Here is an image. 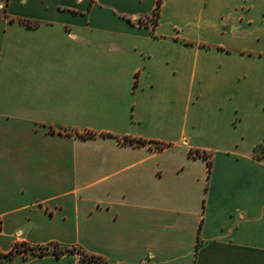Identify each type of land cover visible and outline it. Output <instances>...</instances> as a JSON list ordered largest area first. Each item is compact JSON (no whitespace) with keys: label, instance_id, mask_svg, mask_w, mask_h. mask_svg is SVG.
Instances as JSON below:
<instances>
[{"label":"crops","instance_id":"obj_1","mask_svg":"<svg viewBox=\"0 0 264 264\" xmlns=\"http://www.w3.org/2000/svg\"><path fill=\"white\" fill-rule=\"evenodd\" d=\"M23 244L264 264V0H0V264H83Z\"/></svg>","mask_w":264,"mask_h":264},{"label":"trees","instance_id":"obj_2","mask_svg":"<svg viewBox=\"0 0 264 264\" xmlns=\"http://www.w3.org/2000/svg\"><path fill=\"white\" fill-rule=\"evenodd\" d=\"M160 5H161V0H159V6ZM139 143H142V142H139ZM22 246L25 247L27 250H31L32 255L43 256L45 254L53 252L57 257H61V256L68 254V253L78 252L82 255L83 264H105L101 258H98L96 256H89L88 254H86L85 252H83L80 249L61 248L59 244H52V245L45 247V248H30L28 246H25L24 244ZM51 247H52V250H51ZM16 251H20V249L18 247H16V249H14L10 254H7V255L0 254V259L11 258L15 254Z\"/></svg>","mask_w":264,"mask_h":264},{"label":"built area","instance_id":"obj_3","mask_svg":"<svg viewBox=\"0 0 264 264\" xmlns=\"http://www.w3.org/2000/svg\"><path fill=\"white\" fill-rule=\"evenodd\" d=\"M157 19V15H155L154 17H153V20L155 21Z\"/></svg>","mask_w":264,"mask_h":264}]
</instances>
